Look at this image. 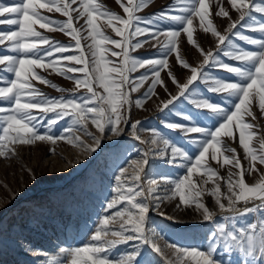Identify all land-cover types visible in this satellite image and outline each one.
<instances>
[{"label":"snow or ice","instance_id":"6c2138e0","mask_svg":"<svg viewBox=\"0 0 264 264\" xmlns=\"http://www.w3.org/2000/svg\"><path fill=\"white\" fill-rule=\"evenodd\" d=\"M152 2L116 0L126 14L123 16L97 0H13L12 6L0 3V17L5 14L11 17L0 20V24L17 26V30L0 31V46H5L10 53L0 54V84L3 85L0 86V158L14 156V145H33L36 142L55 145L58 141L81 147L91 155L104 140L119 138L126 129H130V135L141 144L150 143L155 148L156 159L151 161V165L147 150L139 159H125L126 166L119 167L114 177V195L104 209L109 214L100 218L86 243L59 248V258L47 259V264H157L144 250L146 248L162 257L164 264H264V172L257 167L264 166V134L258 135L259 125L247 119H257L252 111L254 102L264 118V0H226L230 9L224 6L225 0H173L166 9L148 18L137 15ZM78 3L79 6L74 8L73 5ZM213 4L215 17L229 20L224 33L218 30L212 19ZM40 10L54 11L67 19L58 21ZM230 11L237 13V19H232ZM73 13L77 15L74 17ZM257 14L261 19H257ZM81 18H84V24L76 27L74 19L78 22ZM98 20H103L105 26L121 39L105 34ZM154 20L167 21L173 27L154 31L140 26L141 23L152 25ZM194 20H198L199 30L215 38L214 50L206 51L197 42ZM36 25L48 32L64 33L75 43L63 44L50 39L38 31ZM244 30L261 36L254 38ZM82 32L87 34L82 35ZM182 34L202 56L197 66H192L181 55L179 38ZM141 36L151 40L136 39ZM234 38L255 46V50L239 46ZM89 39L91 43L87 44L85 51L82 40ZM151 41H155L153 47L158 48L159 58L140 59L131 55ZM45 45L47 47H41ZM70 52L73 54H67ZM106 53L118 59L111 60ZM173 54L177 64L190 73L184 83L169 68L168 57ZM221 55L236 63L225 62L220 59ZM60 61L71 64L60 66ZM208 68L222 69L234 79L213 77L206 71ZM36 69H51L73 81L74 88L67 90L71 95L49 97L43 94L34 86L33 80L60 92L66 89ZM139 69L145 71L133 77L131 74ZM166 69L177 92L175 95L168 93L170 98L161 101L160 108L161 111L168 109L170 114L176 109L175 115L180 116V122L174 119L166 122L165 127L185 137L190 134L202 137L189 140L191 144L199 145L194 157L155 129L151 130L150 141L142 139L140 121L131 122L133 105L143 108L157 95V86L168 91L161 78V72ZM70 73H81L82 76ZM7 74H13L14 78L9 79ZM148 81L150 83L141 98L134 99L132 94L140 92ZM199 81L204 83L207 91L225 95L231 107L203 96L197 98ZM81 88L86 92L76 96ZM181 100L189 101L190 107L199 110L197 114L178 108L176 102ZM34 109L39 110V117L33 113ZM200 111L215 118L212 128L199 126ZM49 113L52 114L50 117ZM65 118H70V124L53 133V128ZM189 121H192L190 125L185 123ZM41 127L45 128L43 133L40 132ZM234 129L238 130V142L247 165L228 143V139L236 141ZM77 132L90 138L92 143H86ZM254 140L258 147L254 146ZM157 160L161 163L157 164ZM177 161L186 169L184 175L174 180L163 174L159 180L145 179L149 166L175 165ZM211 162L221 168L230 166L227 178L219 176ZM253 173L258 174L259 179L249 184L246 174ZM194 175L200 177L199 183L193 179ZM219 181H224L226 192H222ZM210 182L214 186L209 189L206 185ZM205 195L213 198L212 207L218 208V212L204 202ZM176 197V207L194 206L201 216L199 222L210 223L212 228L200 234L194 245L167 243L165 247L170 250L169 256L150 237L146 225L153 208L166 216L159 211L161 204ZM166 218L175 219L172 216ZM129 242H135L130 250L118 252L114 258L110 255L120 245H129ZM27 250L36 252L31 245Z\"/></svg>","mask_w":264,"mask_h":264},{"label":"rangeland","instance_id":"374dc122","mask_svg":"<svg viewBox=\"0 0 264 264\" xmlns=\"http://www.w3.org/2000/svg\"><path fill=\"white\" fill-rule=\"evenodd\" d=\"M102 3L109 10L116 12L120 15L123 13L122 8L116 3V0H97ZM125 2V0H122ZM0 3L6 6H12L13 0H0ZM173 0H153V2L141 12L137 13L142 17H150L153 13H159L161 10L166 9ZM77 5H73L77 8ZM224 6L230 9V6L225 0ZM82 10V9H81ZM42 14L49 16L58 21H64L67 18L60 13L47 12V10H40ZM216 11L215 4L212 5L213 16L212 19L221 33H224L229 24L227 18L215 17ZM77 13H73L75 17ZM233 20L237 19V13L230 11ZM11 18L8 14L0 17V20ZM257 19L261 16L257 14ZM102 30L105 34L112 36L115 39H121L115 36L111 28L106 27L103 20H98ZM198 20H194V27L196 31L194 36L197 42L207 51L215 49L216 40L211 34H205L198 28ZM84 24V18L78 22L74 19V25L80 27ZM119 26V25H118ZM141 27H149L152 30L165 29L173 27L169 22H161L154 20L152 25H145L141 23ZM42 34L47 35L50 39L58 41L63 44L75 42L64 33L59 31L48 32L46 29H40L38 25L35 26ZM9 29L17 30V26L0 24V31H8ZM239 30V29H238ZM245 31V34L251 35L254 38H260V33H252ZM82 32V35H86ZM136 39L145 40L150 37H138ZM163 39V37H161ZM135 42V41H133ZM234 42L239 46L255 50V46L248 45L247 43L234 38ZM91 40H82V45L85 46L87 51V44ZM155 41L146 43L140 49L131 52V55L140 59L159 58L160 53L157 47H153ZM7 45V42H6ZM41 47H47L41 46ZM106 47L113 48L111 45ZM179 47L181 55L192 65L197 66L202 61V56L198 50L189 45L184 34L179 38ZM119 51V49H114ZM74 52V50H73ZM73 52L67 54H73ZM0 54L7 53L5 46H0ZM78 54V53H75ZM106 56L116 61L118 58L112 57L110 53ZM220 59L225 62H236L228 60L222 56ZM170 70L179 78L181 83L186 82V78L190 73L188 70L182 69L176 62L175 54L168 57ZM60 66L70 65L71 62L60 61ZM79 67V65H77ZM38 73L45 76L58 86L66 89L64 92L57 91L47 85L41 84L33 80L32 83L43 94L49 97H69L70 91L74 88V82L57 75L51 69L41 70L36 69ZM144 69H139L136 73L131 74L133 77H138L143 73ZM167 69L161 72V78L167 85V92L161 86H157V95L148 100L143 108H137L133 105L131 109V122L140 121V135L142 139H151V130L155 129L161 133L165 138L170 139L176 146L183 147L189 152L191 156L197 154L198 144H191L190 139L202 138L199 134H190L185 137L183 134L168 129L165 123L168 121L176 120L180 122V116L175 115L176 109H173V114L169 113L168 109L161 111V101L169 99L168 93L176 94L177 89L171 82L167 75ZM211 76L222 78L225 80H232L234 77L226 71L219 68L206 69ZM82 76L81 73L69 74ZM8 78H14L13 74H7ZM150 81L146 82L140 92L133 93V98H141V95L146 91ZM0 86H3L0 84ZM197 98L201 96L206 97L210 101L221 104L222 106L231 107L230 100L223 94L212 93L205 89L202 81L197 82ZM102 91V90H101ZM86 89L81 88L75 95L79 96L85 93ZM178 108H184L185 112L192 111L197 114L199 110L190 107L189 101L176 102ZM171 108V106H169ZM252 111L256 114L257 119L252 120L251 117L247 119L259 125V134H264V118L261 117L257 104L254 102ZM33 113L38 117L40 116L39 110L34 109ZM199 126H206L212 128L216 123L215 118L208 113L206 116L203 111H200ZM52 114L49 113L50 117ZM191 124L192 121L185 122ZM66 124H70V118H65L59 121L57 126L53 128V133H58ZM91 131L95 132L94 127L89 125ZM45 128L41 127L40 132L43 133ZM81 138L88 144L92 141L90 138L84 136L82 133ZM236 141L233 142L228 139L231 147L235 148L239 153L240 159L243 164L247 165L244 160L243 149L240 147L238 139V130L234 129ZM254 146L258 147L256 141H253ZM15 155L10 158H0V264H47V259L53 257L59 258V248L79 246L86 243L99 224V220L105 213L104 209L114 195L112 188L115 186V175L118 174L119 167L126 166L125 159H139L141 155L147 150L151 161L155 160V148L150 143L141 144L130 135V129H126L125 134L119 138L104 140L101 146L95 153L91 155L85 153L81 147H74L64 141H58L55 145L50 142H36L33 145H14ZM54 149V151H53ZM161 162L157 160V164ZM180 161L175 165L161 164L159 167L149 166L147 169V176L145 179L155 178L161 179V174L170 178L176 179L185 174L186 169L179 166ZM211 166L216 169L219 176L227 178L230 166L221 168L214 162ZM261 172H264V166L257 165ZM233 172L236 169H231ZM193 179L199 183L200 177L194 175ZM259 179V175L253 173L246 174V182L249 184L254 183ZM221 184L222 192H226V185L224 181H219ZM214 185L210 182L206 185L207 188H212ZM204 202L212 207L213 198L205 195ZM178 197L171 201H164L159 211L172 216L175 219L169 220L166 216L160 215L155 208L149 213V219L146 225L150 237L155 240L166 254L170 256V250L165 247L167 243H175L177 245L190 246L197 243V238L200 234L209 232L212 224L201 221V216L194 210L193 207L180 206L176 207ZM226 202V201H225ZM213 211L218 212V208L212 207ZM178 221V223H177ZM110 227H118V225H110ZM112 238L111 236L108 237ZM120 245L118 250H114L110 255L114 258L118 252H126L130 250L131 244ZM29 245L36 252L27 250ZM148 251L152 258L157 261V264H164L162 257L157 256ZM45 254H47L45 256Z\"/></svg>","mask_w":264,"mask_h":264}]
</instances>
